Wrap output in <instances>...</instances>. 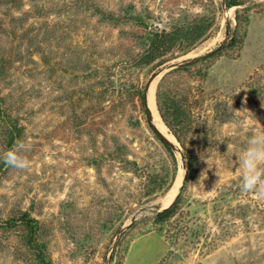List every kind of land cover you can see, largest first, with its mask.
Returning <instances> with one entry per match:
<instances>
[{"label": "rangeland", "instance_id": "1", "mask_svg": "<svg viewBox=\"0 0 264 264\" xmlns=\"http://www.w3.org/2000/svg\"><path fill=\"white\" fill-rule=\"evenodd\" d=\"M257 128L264 0H0V264H264Z\"/></svg>", "mask_w": 264, "mask_h": 264}, {"label": "clouds", "instance_id": "2", "mask_svg": "<svg viewBox=\"0 0 264 264\" xmlns=\"http://www.w3.org/2000/svg\"><path fill=\"white\" fill-rule=\"evenodd\" d=\"M30 150L28 142L17 141L3 153L2 160L9 168L26 171L32 166L27 155ZM234 154L238 158L235 170L240 177V190L244 193L255 192L264 198V129H254L248 137L246 147Z\"/></svg>", "mask_w": 264, "mask_h": 264}, {"label": "bare ground", "instance_id": "3", "mask_svg": "<svg viewBox=\"0 0 264 264\" xmlns=\"http://www.w3.org/2000/svg\"><path fill=\"white\" fill-rule=\"evenodd\" d=\"M158 78L159 77H156L153 80V82L151 83V87L149 89V93H148L149 104H150L151 114H152L151 117L153 118V121H154L155 125L158 127V129L161 130V132H163L171 142L175 143V137L173 136V134H171L169 132L167 126L162 121V119L158 113L157 107H156L155 98H154V91H155V84H156ZM183 174H184V170L181 169L178 182H177L176 186L171 190L172 192L164 199L163 206L168 205L171 202V200L173 199V197L176 193V190L182 181V178L184 176Z\"/></svg>", "mask_w": 264, "mask_h": 264}, {"label": "water", "instance_id": "4", "mask_svg": "<svg viewBox=\"0 0 264 264\" xmlns=\"http://www.w3.org/2000/svg\"><path fill=\"white\" fill-rule=\"evenodd\" d=\"M169 67H170V66H169ZM169 67H168V66H167V67H163L162 69H160V70L156 73L155 76H157V77L162 76V75L164 74V72H165ZM150 87H151V85H150ZM149 89H150V88H149ZM148 93H149V92H148ZM146 100H147V109H148L149 114H150V116H151L152 114H151V108H150V104H149V97H148V94H147V96H146ZM151 118H152V117H151ZM156 128H157V127H156ZM157 130H158V131H159V132L165 137V134H164L163 132H161V130H159L158 128H157ZM168 142H169V140H168ZM169 143L172 144L171 142H169ZM186 176H187V172L184 173L183 181L186 179ZM181 184H182V181H181V183L179 184V187L177 188V191H176V193H175V195H174V199L171 200L170 203H172L173 201H175V199H176V197H177V195L179 194V191H180V189H181ZM168 207H170V205L167 206V207H165L164 209H166V208H168ZM164 209H160L159 212L163 211ZM139 214H140L139 211L136 212V213L132 216V219H134L135 217H137Z\"/></svg>", "mask_w": 264, "mask_h": 264}, {"label": "trees", "instance_id": "5", "mask_svg": "<svg viewBox=\"0 0 264 264\" xmlns=\"http://www.w3.org/2000/svg\"><path fill=\"white\" fill-rule=\"evenodd\" d=\"M183 155H184V157L186 158V153H185V152H183ZM175 202H176V201H175ZM173 204H174V203H173ZM173 204H172V205H173ZM172 205H170V207L164 209L163 211H161V212H159V213H160L161 215L168 213V211H170Z\"/></svg>", "mask_w": 264, "mask_h": 264}]
</instances>
